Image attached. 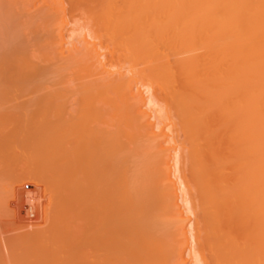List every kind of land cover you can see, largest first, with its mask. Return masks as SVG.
<instances>
[{"label": "bare ground", "instance_id": "bare-ground-1", "mask_svg": "<svg viewBox=\"0 0 264 264\" xmlns=\"http://www.w3.org/2000/svg\"><path fill=\"white\" fill-rule=\"evenodd\" d=\"M0 264H264V0H0Z\"/></svg>", "mask_w": 264, "mask_h": 264}, {"label": "rangeland", "instance_id": "rangeland-1", "mask_svg": "<svg viewBox=\"0 0 264 264\" xmlns=\"http://www.w3.org/2000/svg\"><path fill=\"white\" fill-rule=\"evenodd\" d=\"M27 183H29V182H27ZM18 185H19V184H18ZM18 185L16 186V189H15V190L17 191V193H16V191H15V193L13 194V196H14L13 198H15V199L13 200V198L11 197L12 194L10 195V197L12 198V200H9L10 197L8 198V200H9V201H8V205L11 206V207L13 208L12 210H14V212H13L14 214H15V212L18 214V212H19L18 209H17L16 204L21 203V206H23L22 208H19V207H21L20 204H19V206H18L19 210H20V209H25V210H26V209H28V207H29V204H30V203H29V199H30V198H33V201H34V200H36L37 202H38V201H40V202L42 201L41 195H39V194L41 193V191L39 192V190L41 189V188H40L41 186H35V185L32 184V183H29V184H26V185H25V184H23V185H19V187H18ZM30 185H31V186H30ZM32 185L34 186V188H33ZM23 186H24V187H23ZM30 187H31V188H30ZM35 187H38V188L35 189ZM18 188H19V189H18ZM21 188H22V189H21ZM23 188L26 189V190H27V189H30V190H31V189L33 188V190L35 189V190H37L39 193H38V194H35V193H36V192H34L35 190H34L33 192H31L32 190H31V191L29 190L30 192H28V191L24 192V189H23ZM39 188H40V189H39ZM18 190H19L21 193H19ZM22 190H23V191H22ZM32 193H33V194H32ZM16 194H17V195L22 194V196H23V195H24V196H23V198H22L21 195H20V196H17ZM26 194H27L28 196L30 195V197H28ZM31 194H32V195H31ZM18 197H19V198L21 197V200H24V201L19 200L20 202H17L18 199H19ZM26 197H27L28 199H27ZM16 198H17V199H16ZM35 198H36V199H35ZM37 198H38V200H37ZM26 199H27L28 201H27ZM40 199H41V200H40ZM16 200H17V201H16ZM16 202H17V203H16ZM23 202H25L28 206H27L26 204L24 205ZM37 202H33V203L36 204ZM10 203H11V204H10ZM12 203H14V204H12ZM15 203H16V204H15ZM22 203H23V204H22ZM14 205H15V208H16V209H14V207H13ZM9 206L7 207V211L9 210L8 208H10ZM12 210L10 209V212H11ZM16 210H17L18 212H17ZM23 211H24V210H20V212H19L20 214H18L19 216L16 215V214L14 215V216L17 217V218H18V217H22V219H21V218H20V219H19V218H18V219L16 218L17 220H15V218H14V219L12 218L13 215H11V217L9 216L12 212H11L10 214L7 212V215H6V216L8 217V218H6L7 222H9V221H11V222L15 221L14 223H16V224L20 223V224H18L20 227H19V228L16 227V229H13V230H14V231H13V230H12V227H9V226H8V224H9L10 226H12L13 224H11V222L8 223V224L6 223V224H7V225H6L7 227L5 226V233H4L5 236H11V235H13L12 233L15 234L16 232H17L16 234H20L21 231L24 232L25 230H26V232H29V231L32 230L33 228L35 229V228L37 227V226H36V225H37L36 223H38V219H39V216H40V215H39V214H38V215H34V212L36 213L35 210H31L32 213L30 212V210H26L27 215H26L25 211H24V212H23ZM29 212H30V215H29ZM24 213H25V215H24ZM31 215H32V216H31ZM24 216H25V217H24ZM28 216H29V217H28ZM33 216H34V217H33ZM36 216H38V217H37L38 219L35 218ZM9 217H10V218H9ZM30 217H31V218H30ZM32 217H33V218H32ZM34 218H35V220H34ZM191 218H192V216H191ZM30 219H31V220H34V221H31ZM16 221H18V222H16ZM19 221H20V222H19ZM36 221H37V222H36ZM25 222H26V223H25ZM29 222H31V225H33L32 227H31V225L29 226V224H27V223H29ZM33 222H34V223L36 222V223H35L36 225L33 224ZM40 222H41V218L39 219V223H40ZM22 223H23L24 225H26V224H27V225L23 228V227H21ZM39 223H38V224H39ZM16 224H14V225H16ZM24 225H22V226H24ZM16 226H17V225H16ZM27 226L30 227V228H28ZM13 227H15V226H13ZM27 228L30 229V230H27ZM21 229H22V230H21ZM16 230H17V231H16ZM15 231H16V232H15ZM19 232H20V233H19ZM10 234H11V235H10ZM16 234H15V235H16Z\"/></svg>", "mask_w": 264, "mask_h": 264}]
</instances>
